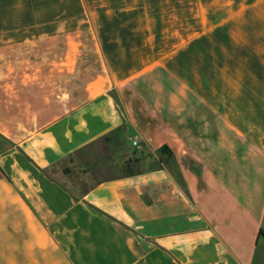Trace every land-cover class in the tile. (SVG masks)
<instances>
[{"label":"crops","instance_id":"0c3cea01","mask_svg":"<svg viewBox=\"0 0 264 264\" xmlns=\"http://www.w3.org/2000/svg\"><path fill=\"white\" fill-rule=\"evenodd\" d=\"M0 140V264H264V0H0Z\"/></svg>","mask_w":264,"mask_h":264},{"label":"rangeland","instance_id":"374dc122","mask_svg":"<svg viewBox=\"0 0 264 264\" xmlns=\"http://www.w3.org/2000/svg\"><path fill=\"white\" fill-rule=\"evenodd\" d=\"M132 141L126 129L120 128L87 148L84 155L73 157L72 163H60L58 169L50 171V176L80 196L101 181L123 176L127 166L132 170L131 163L142 158L140 149H135ZM2 145L5 144L0 140V149ZM156 163L152 165L153 168L157 166ZM165 164L174 173L173 163L168 160Z\"/></svg>","mask_w":264,"mask_h":264},{"label":"trees","instance_id":"16d2710c","mask_svg":"<svg viewBox=\"0 0 264 264\" xmlns=\"http://www.w3.org/2000/svg\"><path fill=\"white\" fill-rule=\"evenodd\" d=\"M160 153L162 154L160 157V161L163 162H167L168 160H171V156L169 155V151L166 148H161L160 149ZM259 236L264 238V231H260Z\"/></svg>","mask_w":264,"mask_h":264},{"label":"built area","instance_id":"2783aa9c","mask_svg":"<svg viewBox=\"0 0 264 264\" xmlns=\"http://www.w3.org/2000/svg\"><path fill=\"white\" fill-rule=\"evenodd\" d=\"M132 145L135 149H137V150L140 149V144L136 138L133 139Z\"/></svg>","mask_w":264,"mask_h":264}]
</instances>
